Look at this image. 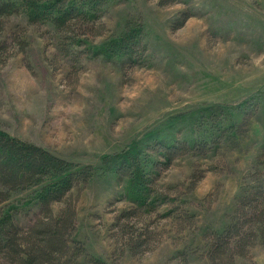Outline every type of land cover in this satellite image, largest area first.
<instances>
[{
    "label": "rangeland",
    "instance_id": "rangeland-1",
    "mask_svg": "<svg viewBox=\"0 0 264 264\" xmlns=\"http://www.w3.org/2000/svg\"><path fill=\"white\" fill-rule=\"evenodd\" d=\"M162 1L108 0L93 32L59 33L29 23L26 13L0 24V131L98 169L70 195L73 238L107 264H213L208 235L232 221L239 197L263 171L264 0ZM127 25L145 28L140 65L125 55H92L114 47ZM85 39L90 52L76 44ZM209 110L228 127L243 114L251 120L237 148L188 154L169 167L145 162L159 155L164 163L149 153L155 143L144 145L151 135L169 142L211 136ZM135 145L144 146L139 160L149 183L156 173L154 196L172 206L137 204L128 181L111 170ZM28 199L22 193L11 201L24 229L39 218L19 205ZM250 252L235 264H264L263 245Z\"/></svg>",
    "mask_w": 264,
    "mask_h": 264
},
{
    "label": "trees",
    "instance_id": "trees-1",
    "mask_svg": "<svg viewBox=\"0 0 264 264\" xmlns=\"http://www.w3.org/2000/svg\"><path fill=\"white\" fill-rule=\"evenodd\" d=\"M177 2L180 0L162 1L165 5ZM107 6L108 0H0V24L4 25L12 16L26 13L29 23H49L59 33L93 32ZM188 17L185 16L186 19ZM130 27L127 25L125 34L108 50L100 48L92 51L86 39L76 44L92 51L96 58L125 55L128 61H136L137 65L133 66H138L141 64L137 61L138 55L148 51L145 28L143 25ZM5 45L3 42L2 47ZM214 112H209L215 124L211 136L194 142L155 141L154 135L147 137L144 145L155 143L149 153H160L164 163L158 161L159 155L154 157L155 160L145 162L158 164L156 167H161V164L169 167L178 157L188 154L207 156L224 145L237 148L251 120L243 114L238 124L228 127ZM203 120V116L198 119ZM138 147L140 145H135L130 154L121 160L115 158L111 162V170L128 181L129 198L137 204L154 211H157L158 205L172 206L168 198L160 200L154 196L156 173L149 183L141 169L142 160H139V152L144 150V146L140 150ZM262 155L260 165L263 171L254 177V184L239 197L232 221L222 231L208 235V258L213 264H235L237 257H248L252 248L260 244L264 246V153ZM97 170L93 165L70 162L42 146L0 131V264H70L71 261L67 260L70 256L75 257L76 264H107L89 255L85 247L73 238L76 210L70 195L95 178ZM22 193H29L31 199L27 200V204L19 205L34 209L39 215L28 229L17 221L15 205L18 203H11L14 195ZM56 204L62 206L58 213L54 211Z\"/></svg>",
    "mask_w": 264,
    "mask_h": 264
}]
</instances>
